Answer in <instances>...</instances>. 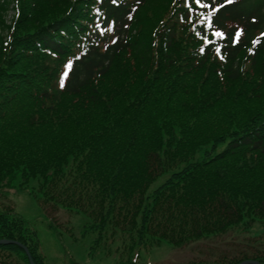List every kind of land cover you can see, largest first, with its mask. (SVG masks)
<instances>
[{
    "label": "trees",
    "instance_id": "obj_1",
    "mask_svg": "<svg viewBox=\"0 0 264 264\" xmlns=\"http://www.w3.org/2000/svg\"><path fill=\"white\" fill-rule=\"evenodd\" d=\"M100 1L115 43L88 28L93 0L15 2L35 26L12 44L35 75L0 76V197L26 193L82 215L84 257L99 264H145L142 253L162 244L233 230L245 244L217 264H264V43L247 53L264 29V4L242 0L216 16L220 28L244 29L238 44L227 33L221 62L214 47L199 53L201 43L173 26L146 27L148 16L161 19L150 0H134L141 9L131 19L127 1ZM77 55L87 70L60 89L59 69ZM0 240L50 264L37 253L35 230L8 207L0 209ZM0 264L29 263L17 246L0 245Z\"/></svg>",
    "mask_w": 264,
    "mask_h": 264
},
{
    "label": "rangeland",
    "instance_id": "obj_2",
    "mask_svg": "<svg viewBox=\"0 0 264 264\" xmlns=\"http://www.w3.org/2000/svg\"><path fill=\"white\" fill-rule=\"evenodd\" d=\"M19 0H3L0 5V76H6L4 80L19 82L26 80L34 71L24 70L26 60L22 57H27L23 49L12 44V39L17 36H22L25 33H30V30L35 25H25L28 20L22 19L16 13L15 2ZM171 0H151L149 7L162 12ZM174 1V0H173ZM171 6V5H170ZM169 8H167L168 10ZM166 10V11H167ZM32 16H28L30 20ZM152 18H145V26H158V23L152 22ZM83 28H87L86 22H82ZM148 30V28H147ZM155 41H152L154 46ZM20 50V52H19ZM49 66H53L49 64ZM122 69H119V72ZM108 88V82L105 83ZM94 119V117H91ZM173 121L176 118L172 119ZM80 132H85V128H81ZM165 178H160L159 182L163 183ZM12 207L14 213L21 215L35 230L39 239V249L37 253L50 264H70V260H76L77 264H99L85 258V243H80L79 234L83 230L84 218L80 214H74L65 210H57L50 207L46 201L33 200L26 193H18L16 191L9 192L5 197H0V209ZM51 225L55 230L51 229ZM56 231L62 233L58 237ZM73 233L77 237V242L71 240L69 234ZM242 233L236 230L229 231L227 234L203 239L198 242H193L179 248L173 249L168 244H162L149 252L142 253V261L152 264H187L206 262L209 264H217L223 261L224 258L231 259L235 256L238 250L244 246ZM247 235H244V237ZM88 242V240H87ZM77 243V244H75ZM234 244V245H233ZM240 244V245H236ZM71 257V258H68Z\"/></svg>",
    "mask_w": 264,
    "mask_h": 264
},
{
    "label": "snow or ice",
    "instance_id": "obj_3",
    "mask_svg": "<svg viewBox=\"0 0 264 264\" xmlns=\"http://www.w3.org/2000/svg\"><path fill=\"white\" fill-rule=\"evenodd\" d=\"M111 3L117 4L118 0H111ZM233 3H235V0H222V2H220V0H217L216 3H213L212 0H184V4H185V7L188 11L189 16L193 12L196 11L197 7L201 8V9H205V10L211 9L210 12H202L200 14V16L198 17V22H203L206 25V28L203 29L204 31L215 27V19H214L213 14H218L221 8L225 7L228 4H233ZM131 18L132 17L130 16L129 19H131ZM95 27L97 29H100L101 26L99 24H97V25H95ZM113 28H114V22H107L106 28L104 29V31H101L100 34L103 35L105 31L112 32ZM213 35L215 37H219V38L223 39V38H225L226 33L217 29V30L213 31ZM243 35H244V29L239 28V27L235 28L234 34L230 38L231 42L233 44L239 43V41ZM205 39H207V37H205ZM115 42H116V40H115V38H113L112 43H115ZM251 43L253 45H256L259 43H264V31H261L259 33V36L253 38L251 40ZM201 51L203 52L204 49H201ZM251 51H252V48H249V52H251ZM216 53L220 57L221 60L224 59L223 55L221 54V49L219 47L216 48ZM53 55H55V53H53ZM78 64L83 65L82 58L78 55L74 56L71 59H67L63 63L61 72H60L59 77H58L60 87H64L66 81L68 83H70L72 81V79L75 78L80 72L87 70V66H82V67L78 68L77 67Z\"/></svg>",
    "mask_w": 264,
    "mask_h": 264
},
{
    "label": "water",
    "instance_id": "obj_4",
    "mask_svg": "<svg viewBox=\"0 0 264 264\" xmlns=\"http://www.w3.org/2000/svg\"><path fill=\"white\" fill-rule=\"evenodd\" d=\"M11 244L16 245V246H18L20 249H22V250L25 252L26 257L28 258V262H29V264H34L33 261H32V259H31V256H30L28 250H27L23 245H21V244H19V243H17V242H13V241L0 240V245H11ZM240 264H259V263H257V262H253V261H245V262H242V263H240Z\"/></svg>",
    "mask_w": 264,
    "mask_h": 264
}]
</instances>
